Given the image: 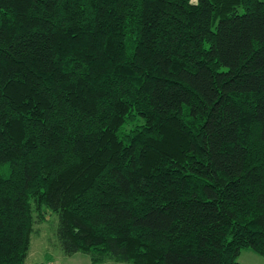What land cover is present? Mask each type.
<instances>
[{"label": "trees", "instance_id": "1", "mask_svg": "<svg viewBox=\"0 0 264 264\" xmlns=\"http://www.w3.org/2000/svg\"><path fill=\"white\" fill-rule=\"evenodd\" d=\"M50 213L92 264L264 258V0H0V264Z\"/></svg>", "mask_w": 264, "mask_h": 264}, {"label": "rangeland", "instance_id": "2", "mask_svg": "<svg viewBox=\"0 0 264 264\" xmlns=\"http://www.w3.org/2000/svg\"><path fill=\"white\" fill-rule=\"evenodd\" d=\"M58 217L55 213L47 214L45 222L36 226L37 231L31 235V245L26 264H92L88 255L75 253L64 255L59 248L56 229ZM241 264H264V258L250 251H243L239 257ZM101 264H129L105 260Z\"/></svg>", "mask_w": 264, "mask_h": 264}, {"label": "built area", "instance_id": "3", "mask_svg": "<svg viewBox=\"0 0 264 264\" xmlns=\"http://www.w3.org/2000/svg\"><path fill=\"white\" fill-rule=\"evenodd\" d=\"M45 264H50V263H45Z\"/></svg>", "mask_w": 264, "mask_h": 264}]
</instances>
